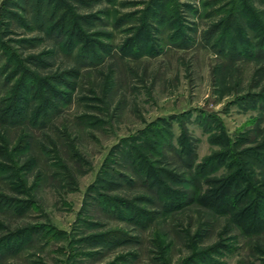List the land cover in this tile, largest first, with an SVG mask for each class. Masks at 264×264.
Returning <instances> with one entry per match:
<instances>
[{"label":"rangeland","instance_id":"374dc122","mask_svg":"<svg viewBox=\"0 0 264 264\" xmlns=\"http://www.w3.org/2000/svg\"><path fill=\"white\" fill-rule=\"evenodd\" d=\"M263 197L264 0H0V264H264Z\"/></svg>","mask_w":264,"mask_h":264},{"label":"trees","instance_id":"16d2710c","mask_svg":"<svg viewBox=\"0 0 264 264\" xmlns=\"http://www.w3.org/2000/svg\"><path fill=\"white\" fill-rule=\"evenodd\" d=\"M233 50H235V49H233ZM237 51V50H236ZM259 51H261V50H259ZM237 53V52H236ZM239 53V52H238ZM248 53V52H247ZM234 55V54H233ZM236 55V54H235ZM228 192V191H227ZM262 202H264V197H263V200H262ZM231 205V204H230ZM174 206H176V205H174ZM261 206H262V203L260 204V207H258V209H257V211H256V213L257 214H255L254 215V217H255V219H256V225H264V216L262 217V214H261V212H263L264 210H263V208H261ZM261 208V209H260Z\"/></svg>","mask_w":264,"mask_h":264}]
</instances>
